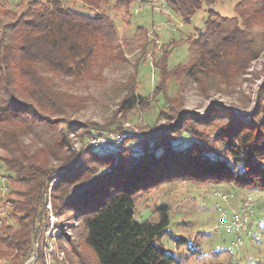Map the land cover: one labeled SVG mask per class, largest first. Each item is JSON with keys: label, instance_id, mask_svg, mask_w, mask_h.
<instances>
[{"label": "trees", "instance_id": "trees-1", "mask_svg": "<svg viewBox=\"0 0 264 264\" xmlns=\"http://www.w3.org/2000/svg\"><path fill=\"white\" fill-rule=\"evenodd\" d=\"M79 1L97 9L108 0ZM164 1L186 23L203 4L215 2ZM132 2L116 0L114 6L127 8ZM234 11L228 21L209 10L204 27L190 39V63L169 72L159 66L161 75L176 77L181 72L201 88L220 76L228 85L230 72L255 57L259 43L249 35L253 26L264 27V0H240ZM12 12L7 9L6 18L0 17V161L7 172L10 204L0 215V257L11 255V264H22L32 256L43 193L53 178L55 207L74 214L76 223L81 220L84 247L94 255L93 264L177 262L160 243L164 234L175 244L188 240L168 230L169 204L159 203L148 217L136 218L141 193L160 183L184 180L207 189L220 187L226 195L243 189L264 197V134L254 133L252 121L234 122L236 128L212 142L197 135L193 126L185 129L181 115L171 132L134 138L137 150L88 145L84 154H77L73 137L82 143L107 129L88 128L74 119L79 98L64 77L90 65L95 49L115 37L112 25L103 15L73 11L59 0H29L23 12ZM133 90L126 92L121 110L143 105ZM170 108L178 113L174 105ZM94 164L102 170L96 173ZM229 234L234 236L230 241L236 239ZM245 239L256 242L251 236ZM67 245L78 259L75 264H88L77 243Z\"/></svg>", "mask_w": 264, "mask_h": 264}, {"label": "rangeland", "instance_id": "rangeland-1", "mask_svg": "<svg viewBox=\"0 0 264 264\" xmlns=\"http://www.w3.org/2000/svg\"><path fill=\"white\" fill-rule=\"evenodd\" d=\"M28 1L0 0V17L6 18L4 13L7 9L23 12ZM59 1L76 12L105 16L115 34L106 45H99L95 49L89 66L83 67L73 77H64L69 83L70 92L79 98L77 112L73 115L75 120L88 128L107 129L103 136H112L125 129L135 131L136 136L119 144L127 150H137L136 137L159 132L164 135L175 130L181 115L185 129L193 126L197 128V135L212 142L223 139L229 128H236L233 126L236 121H252V129L253 126L257 127L254 133L264 134V27L255 25L250 29L249 37L257 45L259 43L254 51L255 57L242 65L239 71L230 72L231 82L228 85L222 84L220 76H213L212 81H206L201 88L181 72L176 77L166 78L160 71L165 68L169 72L190 63V39L197 29L204 27L208 11L212 10L218 17L230 21L235 16L234 6L240 0H215L211 5L203 4L188 23L172 12L164 0H134L127 8L116 7V0H108L97 9L79 0ZM159 66L160 69L157 68ZM129 89H134L143 105L123 111L120 103ZM170 105L175 106L177 116ZM259 109L263 111L257 115ZM90 136L82 143L77 136L72 138L77 154H84ZM94 166L96 173L102 170H96ZM6 174L0 161V211H5L4 208L7 211V206H10L4 178ZM217 192L219 195H215ZM223 193L226 191L220 187L207 189L184 180L160 183L141 193L136 204V218L148 217L150 208L159 203L169 204L171 218L168 230L175 236L182 235L188 239L175 244L168 234L161 237L162 247L177 261L173 264H264V237L259 242L245 239L236 249L234 258L224 251H217V246L226 247L234 237L223 231V213L230 215L232 210L240 207L242 201H249L254 209L249 226L254 232L259 229L254 221L264 217V197L260 193L231 189L225 194L226 200L221 198ZM52 207L61 222L58 244L64 250V264H75L78 260L69 252L68 243H77L87 263L93 264L94 255L84 247L81 220L76 223L74 214L70 211L63 213L59 206L55 207L53 196ZM0 264H11V255L0 257ZM33 264H38V261Z\"/></svg>", "mask_w": 264, "mask_h": 264}, {"label": "built area", "instance_id": "built-area-1", "mask_svg": "<svg viewBox=\"0 0 264 264\" xmlns=\"http://www.w3.org/2000/svg\"><path fill=\"white\" fill-rule=\"evenodd\" d=\"M135 131L123 130L117 134H109V136L92 135L88 139V145L99 146L105 148H114L118 146L123 140L136 136ZM53 178L43 193L41 212L42 216L39 220V228L36 234L32 250L35 251L34 257L28 260L33 264L36 262L37 256H40L38 264H57L65 263L64 251L59 248L58 238L61 235V222L57 219L52 207V188L55 183ZM219 192L215 195H219ZM223 200H226L225 194L221 195ZM254 212L252 204L245 200L240 207L232 210L230 215L222 214V226L225 233H233L237 235L236 239L230 241L226 247L217 246L218 252H226L231 257H235L236 249L239 248L245 238L252 237L256 242H259L264 237V217L257 219L254 223L258 226V231L254 232L250 229V215ZM0 215L4 216L5 211H0Z\"/></svg>", "mask_w": 264, "mask_h": 264}, {"label": "water", "instance_id": "water-1", "mask_svg": "<svg viewBox=\"0 0 264 264\" xmlns=\"http://www.w3.org/2000/svg\"><path fill=\"white\" fill-rule=\"evenodd\" d=\"M38 228H39V221H38V223H37V225H36V227L34 229V232H33L31 247H33V245H34V241H35V238H36V234H37ZM34 255H35V251L32 250V257H34ZM30 262H31L30 260H27V261H25L22 264H29Z\"/></svg>", "mask_w": 264, "mask_h": 264}]
</instances>
